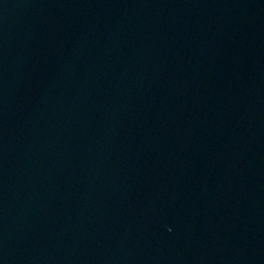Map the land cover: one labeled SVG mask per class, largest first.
Segmentation results:
<instances>
[{"label":"water","instance_id":"obj_1","mask_svg":"<svg viewBox=\"0 0 264 264\" xmlns=\"http://www.w3.org/2000/svg\"><path fill=\"white\" fill-rule=\"evenodd\" d=\"M0 264H264V0H0Z\"/></svg>","mask_w":264,"mask_h":264}]
</instances>
